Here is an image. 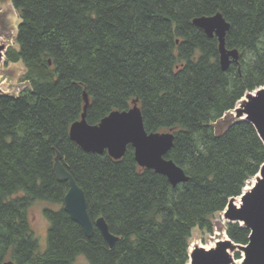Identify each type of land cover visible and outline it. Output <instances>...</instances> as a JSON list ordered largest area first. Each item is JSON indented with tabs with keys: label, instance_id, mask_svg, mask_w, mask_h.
I'll return each instance as SVG.
<instances>
[{
	"label": "trees",
	"instance_id": "trees-1",
	"mask_svg": "<svg viewBox=\"0 0 264 264\" xmlns=\"http://www.w3.org/2000/svg\"><path fill=\"white\" fill-rule=\"evenodd\" d=\"M21 23L6 61L22 63L30 86L0 92V264H188L192 230L212 233V218L264 164V143L247 121L221 125L248 93L264 87V0H13ZM222 14L227 71L219 42L195 27ZM51 61V63H50ZM99 124L111 112L140 107L148 132H172L166 158L188 181L142 168L128 147L121 160L87 153L70 139L81 120ZM84 190L93 222L103 217L118 237L110 248L96 228L87 237L63 203L69 183L54 171L57 154ZM45 207L48 248L40 252L29 211ZM249 243L250 230L227 225Z\"/></svg>",
	"mask_w": 264,
	"mask_h": 264
},
{
	"label": "water",
	"instance_id": "water-1",
	"mask_svg": "<svg viewBox=\"0 0 264 264\" xmlns=\"http://www.w3.org/2000/svg\"><path fill=\"white\" fill-rule=\"evenodd\" d=\"M195 27L204 31L209 38L216 37L219 42L220 64L227 71L233 62L239 60L237 49H228L226 35L231 25L222 14L200 16L193 20ZM51 63V61H50ZM233 112L237 121L251 123L264 143V87L253 93H248ZM90 99L84 94V108L81 120L74 122L70 128V139L87 153H107L115 160H121L131 146L135 160L142 168L151 169L168 178L171 185L176 187L188 181L184 170L174 161L166 158L174 145L172 132H148L145 129L143 114L134 101V106L127 111H113L97 125L87 122V111ZM54 171L60 181L69 183L63 209L71 220L79 224L87 237H92L98 228L110 248H114L118 237L113 235L103 217L92 221L84 190L62 164V155L57 154ZM238 198L240 206L236 205L237 198H231L224 209V217L229 223H240L249 229V243L237 244L231 239L216 243V247L204 249L197 247L190 250L189 264H232L230 250L238 249L244 253L242 264H264V164L256 175L251 189L245 188ZM239 251V252H240ZM3 264H15L7 261Z\"/></svg>",
	"mask_w": 264,
	"mask_h": 264
},
{
	"label": "rangeland",
	"instance_id": "rangeland-1",
	"mask_svg": "<svg viewBox=\"0 0 264 264\" xmlns=\"http://www.w3.org/2000/svg\"><path fill=\"white\" fill-rule=\"evenodd\" d=\"M20 23L21 18L14 7L13 0H0V92L14 96H19L23 90L30 86L24 81L26 72L24 65L22 63H10L6 61L7 50L10 47L17 48L16 37ZM240 102L238 103V107L241 104ZM236 121V114L232 111L227 117L222 119L221 125L225 127L227 124ZM255 179L256 176L250 179L246 183L245 188L250 186ZM45 207L58 211L62 208V205L39 202L29 211L31 227L35 238L38 240L40 252H45L48 248L50 222L44 215ZM223 212L217 213L212 218L211 221L214 225L212 233L200 228L192 230L189 251L197 247L208 248L213 245L216 247V243L230 239L226 232L229 222L225 219ZM239 251L238 249L230 250V254L234 259L232 264H242L244 253ZM74 264H89V262L84 257H78Z\"/></svg>",
	"mask_w": 264,
	"mask_h": 264
},
{
	"label": "bare ground",
	"instance_id": "bare-ground-1",
	"mask_svg": "<svg viewBox=\"0 0 264 264\" xmlns=\"http://www.w3.org/2000/svg\"><path fill=\"white\" fill-rule=\"evenodd\" d=\"M254 183H255V180H253V183H252L250 186H247V187L245 188V191L251 189V187L253 186ZM240 204H241V198H237V199H236V205H237V206H240ZM213 247H214V245H213L212 247H208V248H204V249H210V248H213Z\"/></svg>",
	"mask_w": 264,
	"mask_h": 264
}]
</instances>
